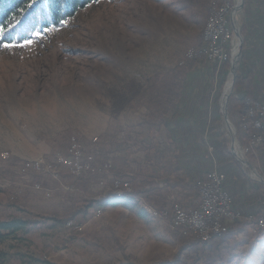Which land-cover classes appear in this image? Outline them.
<instances>
[{
  "label": "rangeland",
  "instance_id": "rangeland-1",
  "mask_svg": "<svg viewBox=\"0 0 264 264\" xmlns=\"http://www.w3.org/2000/svg\"><path fill=\"white\" fill-rule=\"evenodd\" d=\"M175 2L104 0L38 41L0 46V220L29 222L3 264H159L174 261L190 237L199 239L174 228L168 213L179 190L168 177L176 161L188 165V142L169 134V114L160 122L150 120L145 107L113 112V97L128 94L132 83L144 86L156 73L200 60L204 65L188 73L180 103H219L222 147L248 164L247 155L259 156L264 121L252 118L249 146L243 148L224 117L226 96L238 92L228 89L235 57L217 61L223 70L206 68L212 63L206 59L208 20H195L191 9L178 10ZM234 2L233 8L241 0ZM242 9L234 10L231 24L238 44ZM200 34L202 48L196 46ZM208 71L216 80L201 88ZM259 106L251 110L264 109ZM75 138L77 150L95 156L93 172L72 176L59 167V157L71 158ZM252 177L264 183L255 168ZM115 198L129 204L114 207ZM236 212L243 218L228 221V228L249 226L230 243L225 264H264V231L255 223L264 213Z\"/></svg>",
  "mask_w": 264,
  "mask_h": 264
},
{
  "label": "trees",
  "instance_id": "trees-1",
  "mask_svg": "<svg viewBox=\"0 0 264 264\" xmlns=\"http://www.w3.org/2000/svg\"><path fill=\"white\" fill-rule=\"evenodd\" d=\"M103 1L0 0V46L9 45L13 48L30 44L26 43L27 41L31 43L38 41L42 36L65 27L88 7ZM175 4L178 10L191 9L195 20L202 18L207 22L214 7L233 6L235 2L234 0H176ZM196 44L198 48L204 46L203 34L197 37ZM201 65L204 63L200 60H193L188 68V65L184 68L179 66L168 73L154 74L144 86L132 83V91L129 90L128 94L113 97L114 114L126 109L137 111L145 107L150 120L163 122V119L180 103L188 73ZM234 87L241 90L243 96L238 97L235 92L230 96L227 104L228 118L237 129L240 145L247 148L254 121L249 112L252 108H260V106L254 99L251 77L243 78L237 73ZM247 156L251 157L250 162L258 158L250 154ZM168 178H172L173 184L170 187L179 189L174 197V205H179L185 210L200 207V184L208 180L207 173L188 167L184 162L176 161ZM135 193L138 194V191L135 190ZM124 201L125 199L115 198L111 204L114 207L122 203L129 204ZM247 226H249L248 222L232 223L229 225L228 233L213 237L206 242L200 239L193 240L195 238L190 237L188 242L181 246L174 261L159 264H225L226 257H229L233 250L230 243L236 241L237 236L242 234ZM28 227L29 222L23 218L0 220V264L6 262L11 244L19 240L21 234H26Z\"/></svg>",
  "mask_w": 264,
  "mask_h": 264
},
{
  "label": "crops",
  "instance_id": "crops-1",
  "mask_svg": "<svg viewBox=\"0 0 264 264\" xmlns=\"http://www.w3.org/2000/svg\"><path fill=\"white\" fill-rule=\"evenodd\" d=\"M240 17L244 35L238 75L252 78L254 99L264 108V0H244ZM212 66L223 70V64L217 61L205 67ZM204 79L206 82L200 83L201 88L213 86L211 83L216 80L214 74L209 71ZM236 95L242 97V91L238 90ZM212 103L205 102L204 106L200 102L195 103V106L191 103L188 106L184 103L178 104L169 114V134L181 143L188 142L189 167L193 165L205 173L216 168L225 175L224 187L231 195L236 211L245 216L264 213V183L252 177V169L255 168L264 179V148L256 160L249 161L248 170L243 168L240 162L222 147L221 105ZM214 142L217 145L209 147V144Z\"/></svg>",
  "mask_w": 264,
  "mask_h": 264
},
{
  "label": "built area",
  "instance_id": "built-area-1",
  "mask_svg": "<svg viewBox=\"0 0 264 264\" xmlns=\"http://www.w3.org/2000/svg\"><path fill=\"white\" fill-rule=\"evenodd\" d=\"M234 14V8L230 5H224V11H216V7H214L208 19V31L216 33V42L205 43V45L213 46L212 57H206L208 61L225 62L228 60V55L235 57L234 53L236 51V54H238L239 44L233 41L232 30L234 28L231 25L233 24ZM249 115L256 118L254 122L264 121L261 118L264 115V109L250 110ZM70 147L71 158L59 157L57 162L59 167L66 169L72 176L93 172L96 163L95 156L85 154L84 150H77L76 138L72 141ZM71 150H73V153L70 152ZM42 165L37 163L36 167L41 168ZM60 170L56 172L58 176ZM225 179V175L217 169L211 170L208 174V180L200 184V207L185 210L179 205H175L171 208V212H168L171 214L172 226L184 235L197 237L203 241H209L213 237L226 234L229 230L228 221H235L237 218H241V215L235 211L232 197L225 190ZM125 188L129 191L126 186ZM255 223L264 231V216L257 218Z\"/></svg>",
  "mask_w": 264,
  "mask_h": 264
},
{
  "label": "water",
  "instance_id": "water-1",
  "mask_svg": "<svg viewBox=\"0 0 264 264\" xmlns=\"http://www.w3.org/2000/svg\"><path fill=\"white\" fill-rule=\"evenodd\" d=\"M242 8H243V0H241L240 5L236 7L235 11H238V10H240ZM237 37H238V39L240 41L239 46H240V49H241L242 48V44H243V39L241 38V36L239 34H237ZM240 49L238 51V54L235 56L236 60L234 61V65H232V74H233V80L231 82V86L232 87L234 86V83H235V80H236L235 79L236 78V67H237L238 61H239V59L241 57V54H242ZM229 98H230V95H227L226 96V106H225V109H224L225 110L224 111V117H225L227 123H229L228 116H227V101H228ZM237 158H238V160L240 162H242V160L238 156H237ZM242 163L245 164V165H248L250 167V164L244 163V162H242Z\"/></svg>",
  "mask_w": 264,
  "mask_h": 264
},
{
  "label": "bare ground",
  "instance_id": "bare-ground-1",
  "mask_svg": "<svg viewBox=\"0 0 264 264\" xmlns=\"http://www.w3.org/2000/svg\"><path fill=\"white\" fill-rule=\"evenodd\" d=\"M237 6L234 7V10L236 9ZM221 11H224V9H222ZM206 38H207V41L209 42H216V33H210L208 31V25H207V30H206ZM212 54H213V46L210 45V52H209V55L208 57H212ZM233 65H234V61H233ZM231 88V82L228 84V89Z\"/></svg>",
  "mask_w": 264,
  "mask_h": 264
},
{
  "label": "snow or ice",
  "instance_id": "snow-or-ice-1",
  "mask_svg": "<svg viewBox=\"0 0 264 264\" xmlns=\"http://www.w3.org/2000/svg\"><path fill=\"white\" fill-rule=\"evenodd\" d=\"M26 43H31V41H27ZM5 47H9V45H5Z\"/></svg>",
  "mask_w": 264,
  "mask_h": 264
}]
</instances>
